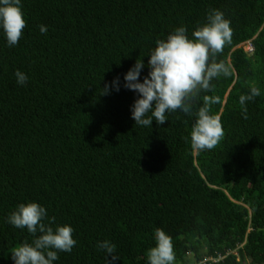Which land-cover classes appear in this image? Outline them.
<instances>
[{"label":"trees","instance_id":"1","mask_svg":"<svg viewBox=\"0 0 264 264\" xmlns=\"http://www.w3.org/2000/svg\"><path fill=\"white\" fill-rule=\"evenodd\" d=\"M211 9L230 21L231 43L215 59L233 74L197 98L216 101L224 130L197 154L192 116L135 124L123 74L176 27L191 37ZM22 11L19 43L8 47L0 34V264L32 240L6 222L28 201L74 229L77 244L55 264H107L103 240L116 245L112 264H147L157 228L178 263L190 254L203 264H264V0H22ZM147 72L145 63L141 79ZM115 77L120 90L101 95ZM251 86L261 95L246 102L245 119L239 96Z\"/></svg>","mask_w":264,"mask_h":264},{"label":"clouds","instance_id":"2","mask_svg":"<svg viewBox=\"0 0 264 264\" xmlns=\"http://www.w3.org/2000/svg\"><path fill=\"white\" fill-rule=\"evenodd\" d=\"M25 27L22 0H0V34H3L8 47L19 43ZM39 28L41 33H47L46 26L40 25ZM231 39L230 21L219 9H211L206 21L196 26L191 37L185 26H178L165 37L158 38L147 53V61L136 59L123 74V87L136 95L130 105L135 124L151 127L155 120L158 125H163L168 121V113L179 110L194 117L190 130L192 150L198 154L215 148L224 136L220 116L211 110V104L216 101L206 98L199 106L196 101L202 92L213 90L214 79L233 74L230 64L215 59ZM245 42L246 51L251 52L250 40ZM145 63L148 72L141 79ZM15 77L21 86L29 79L19 69L15 71ZM113 89L120 90L119 77L113 78L110 84L105 83L100 94H109ZM260 95V88L251 86L248 94L239 96L245 119L246 102ZM6 222L17 229H26L32 237L31 242L25 239L10 252L13 264H55L59 260L58 253L71 252L77 244L72 226L57 223L55 217H49L47 209L35 201L18 203L7 215ZM154 241V246L146 253L147 264H175L171 237L157 228ZM97 248L105 253L107 264L119 259L114 254L116 245L111 241H98Z\"/></svg>","mask_w":264,"mask_h":264},{"label":"rangeland","instance_id":"3","mask_svg":"<svg viewBox=\"0 0 264 264\" xmlns=\"http://www.w3.org/2000/svg\"><path fill=\"white\" fill-rule=\"evenodd\" d=\"M241 45L244 46V49L246 50V48H245V46L247 45L246 42L242 43ZM187 256L189 257V259L185 260V264H197V263L194 262V260L192 259V255L187 254ZM175 264H181V263H178V262L175 260Z\"/></svg>","mask_w":264,"mask_h":264},{"label":"built area","instance_id":"4","mask_svg":"<svg viewBox=\"0 0 264 264\" xmlns=\"http://www.w3.org/2000/svg\"><path fill=\"white\" fill-rule=\"evenodd\" d=\"M205 261H207V259L200 261L198 264H203V262H205Z\"/></svg>","mask_w":264,"mask_h":264}]
</instances>
